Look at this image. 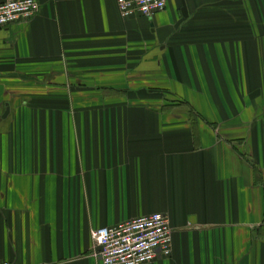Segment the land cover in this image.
I'll list each match as a JSON object with an SVG mask.
<instances>
[{
  "label": "crops",
  "instance_id": "obj_1",
  "mask_svg": "<svg viewBox=\"0 0 264 264\" xmlns=\"http://www.w3.org/2000/svg\"><path fill=\"white\" fill-rule=\"evenodd\" d=\"M35 1L0 28V261L101 264L92 231L163 213L151 264H264V0Z\"/></svg>",
  "mask_w": 264,
  "mask_h": 264
},
{
  "label": "built area",
  "instance_id": "obj_2",
  "mask_svg": "<svg viewBox=\"0 0 264 264\" xmlns=\"http://www.w3.org/2000/svg\"><path fill=\"white\" fill-rule=\"evenodd\" d=\"M168 0H116L123 19L144 17L151 20L165 10ZM39 11L35 0H7L0 3V28L27 21ZM169 217L153 213L99 228L91 233L101 264H151L167 259L172 252ZM0 264H10L0 261Z\"/></svg>",
  "mask_w": 264,
  "mask_h": 264
},
{
  "label": "water",
  "instance_id": "obj_3",
  "mask_svg": "<svg viewBox=\"0 0 264 264\" xmlns=\"http://www.w3.org/2000/svg\"><path fill=\"white\" fill-rule=\"evenodd\" d=\"M98 251H100V249H98Z\"/></svg>",
  "mask_w": 264,
  "mask_h": 264
}]
</instances>
